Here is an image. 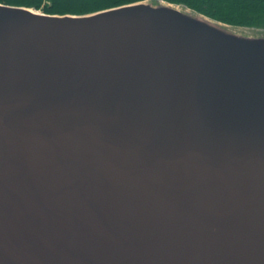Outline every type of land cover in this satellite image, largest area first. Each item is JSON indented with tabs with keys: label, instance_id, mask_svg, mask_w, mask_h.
I'll list each match as a JSON object with an SVG mask.
<instances>
[{
	"label": "water",
	"instance_id": "1",
	"mask_svg": "<svg viewBox=\"0 0 264 264\" xmlns=\"http://www.w3.org/2000/svg\"><path fill=\"white\" fill-rule=\"evenodd\" d=\"M0 264H264V35L0 4Z\"/></svg>",
	"mask_w": 264,
	"mask_h": 264
},
{
	"label": "trees",
	"instance_id": "2",
	"mask_svg": "<svg viewBox=\"0 0 264 264\" xmlns=\"http://www.w3.org/2000/svg\"><path fill=\"white\" fill-rule=\"evenodd\" d=\"M143 0H0V4L25 7L47 15L83 16ZM184 6L216 22L264 30V0H163Z\"/></svg>",
	"mask_w": 264,
	"mask_h": 264
},
{
	"label": "rangeland",
	"instance_id": "3",
	"mask_svg": "<svg viewBox=\"0 0 264 264\" xmlns=\"http://www.w3.org/2000/svg\"><path fill=\"white\" fill-rule=\"evenodd\" d=\"M232 28L245 32V33L253 34V35H264V30H260V29H252V28L248 29V28H240V27H232Z\"/></svg>",
	"mask_w": 264,
	"mask_h": 264
}]
</instances>
